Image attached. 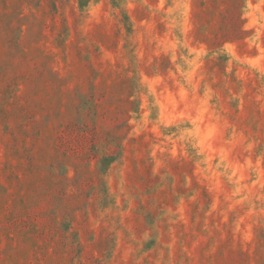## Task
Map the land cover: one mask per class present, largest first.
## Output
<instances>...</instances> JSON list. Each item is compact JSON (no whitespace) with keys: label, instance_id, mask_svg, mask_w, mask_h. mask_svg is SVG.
Listing matches in <instances>:
<instances>
[{"label":"rangeland","instance_id":"rangeland-1","mask_svg":"<svg viewBox=\"0 0 264 264\" xmlns=\"http://www.w3.org/2000/svg\"><path fill=\"white\" fill-rule=\"evenodd\" d=\"M0 264H264V0H0Z\"/></svg>","mask_w":264,"mask_h":264}]
</instances>
